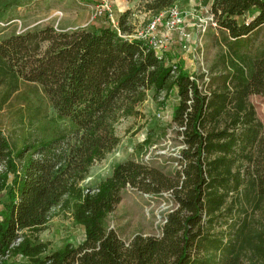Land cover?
<instances>
[{
	"label": "trees",
	"instance_id": "16d2710c",
	"mask_svg": "<svg viewBox=\"0 0 264 264\" xmlns=\"http://www.w3.org/2000/svg\"><path fill=\"white\" fill-rule=\"evenodd\" d=\"M21 1L0 0V20ZM178 2L148 0L144 8L155 18ZM208 4L229 60L208 91L137 36L129 11L116 27L105 16L89 28L36 27L0 37V114L19 105L18 123L34 128L21 148L0 128V194L8 199L0 212V264L18 257L30 264H246L251 255L264 257V221L254 217L264 210V127L248 102L264 95V43L251 53L264 29V0ZM150 91L154 99H178L179 167L166 173L129 160L84 188L92 167L119 146L117 126L143 118L139 106ZM128 187L170 193L175 207L159 237L126 244L107 229ZM57 210L70 214L85 240L50 254L38 237Z\"/></svg>",
	"mask_w": 264,
	"mask_h": 264
},
{
	"label": "rangeland",
	"instance_id": "374dc122",
	"mask_svg": "<svg viewBox=\"0 0 264 264\" xmlns=\"http://www.w3.org/2000/svg\"><path fill=\"white\" fill-rule=\"evenodd\" d=\"M112 1L115 19L129 11L137 36L147 40L153 47L156 45L159 51L170 54L173 63L182 65L207 91L210 89V78L225 73L229 61L223 44L225 37L220 33L209 10L208 2L211 0H179L176 7L182 13L178 26L182 32L180 28L169 30V19L164 15L160 26L150 34H147L148 27L154 16L145 11L144 3L148 0ZM114 1L119 5L116 6L117 10ZM96 6V0H22L20 6H13L4 15V20H0V37L12 32L23 33L36 27L52 26L59 31L89 28L97 23L92 20ZM142 34L144 38L139 36ZM252 40L251 53L254 54L264 43V29ZM153 96L154 92L150 91L146 101L139 106L143 118H129L117 126L116 132L121 139L119 146L104 161L92 167L89 177L82 184L84 188L97 187L112 175L117 164L129 160L166 173L179 167L180 153L185 146L182 143L183 137L175 133L177 125L172 119L173 106L178 99L175 96L168 99L164 94L158 99ZM248 102L264 127V95H251ZM18 108L19 105H16L13 109L1 112L0 128L12 143L21 148L31 141L34 128L18 123L15 115ZM146 141L149 144L144 146ZM121 197L120 204L107 218V229L116 231L126 244H130L139 235L159 237L166 216L175 207L170 193L154 196L128 187ZM7 200L4 194H0V212ZM254 217L264 221V210L255 211ZM38 240L50 244L48 253L51 254L68 245L74 249L79 248L85 240V234L69 213L57 210ZM13 264L30 263L26 258L18 257ZM246 264H264V257L251 255Z\"/></svg>",
	"mask_w": 264,
	"mask_h": 264
},
{
	"label": "built area",
	"instance_id": "2783aa9c",
	"mask_svg": "<svg viewBox=\"0 0 264 264\" xmlns=\"http://www.w3.org/2000/svg\"><path fill=\"white\" fill-rule=\"evenodd\" d=\"M96 1H97V6H96V9L94 11L92 20L94 21L95 19L108 16L111 23L113 24V26L116 27L117 23H116V20L114 18L113 1L112 0H96ZM164 15H167V17L169 19V21L167 23L169 30H179L180 27H178V26L181 23L182 13H180V11L177 10V7H174L172 9L168 10L167 12L162 13L161 15L155 17L152 20V23L148 27V33L147 34H150V33H153L156 31L157 27L160 26ZM213 25H215V24L213 23ZM179 31H181V28ZM139 36L144 38L145 35L142 34ZM154 48L156 50H158L157 49L158 47L156 45H154Z\"/></svg>",
	"mask_w": 264,
	"mask_h": 264
},
{
	"label": "crops",
	"instance_id": "0c3cea01",
	"mask_svg": "<svg viewBox=\"0 0 264 264\" xmlns=\"http://www.w3.org/2000/svg\"><path fill=\"white\" fill-rule=\"evenodd\" d=\"M117 1V0H116ZM116 1H114V2H116ZM114 6H115V10H117L118 8L117 7H119V5H118V3L116 2L115 4H114ZM117 6V7H116ZM120 12H121V10H119Z\"/></svg>",
	"mask_w": 264,
	"mask_h": 264
}]
</instances>
